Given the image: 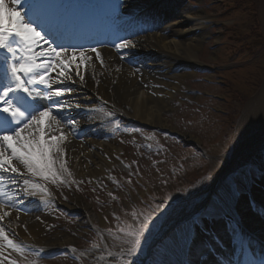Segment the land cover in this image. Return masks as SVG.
<instances>
[{
    "label": "rangeland",
    "instance_id": "1",
    "mask_svg": "<svg viewBox=\"0 0 264 264\" xmlns=\"http://www.w3.org/2000/svg\"><path fill=\"white\" fill-rule=\"evenodd\" d=\"M183 4L190 13L202 14L205 17L207 34L196 57L203 62V68L206 70L200 74L188 75L184 81L188 87L183 86L182 90L174 95L175 98L167 101L170 108L166 107L162 111L163 123L153 125L177 132L181 139L178 138L175 142L162 138L170 150L157 156L152 154L149 159L126 150V156L130 157L133 164L115 162L104 169L102 174L93 177L84 173L80 176L72 171V167H68L71 171L70 177L79 184L90 182L95 188H104L105 192H117L118 201L110 204L105 199L102 201L106 202L105 205L99 204L94 198L99 196L100 190H87L93 201L87 197L70 194V203H82L86 210L84 220L89 227L82 229L81 235L77 229L82 222L80 217L65 226L59 225V217H56V220L53 217L48 219L47 230L45 227L46 236L59 232L72 237V247L83 253L94 250L90 249V246L95 242L99 245L97 252H104L107 246L115 256L120 248L129 245L121 237L105 235L102 228L109 226L117 230V226H121L123 221L131 223L133 209L137 212L147 210L158 203V200L153 198L162 199L160 201L163 202L165 196H170L167 203L171 204L161 210L159 216L162 228L165 229L169 214L177 212L187 202L192 216L200 211L197 207L206 202L207 194L213 197L217 192L218 201L226 204V198H222V195L225 191L229 192L227 184L232 175H236L238 171L240 176L247 164L260 162L264 140L253 150L251 142L247 147L251 150L245 151V159L232 161V168L224 170L231 161L235 148L241 142L252 138L264 119V0H187ZM169 22L171 20L167 23ZM213 68L220 71L211 70ZM189 89L214 97L189 94ZM197 149L205 152L203 159L194 155ZM153 161L157 163L152 164ZM221 171L223 173L219 184L214 189H209V193L206 192L211 186V180ZM116 175L122 180L117 185L112 183ZM239 176H233L234 180H239ZM196 180L197 183L192 184ZM103 182H106L107 186ZM105 197L106 194L103 195V198ZM190 197L193 199L189 201ZM215 200L213 198L210 204L215 203ZM155 218L156 215L153 219ZM90 228L95 230V234ZM169 228L170 226L167 229ZM73 229L79 234H74ZM76 235L81 236L77 238ZM136 257L138 259L137 255ZM168 258L175 259L173 255ZM121 259L129 257L125 255L124 258L113 259L105 253L101 264H120ZM55 260V264H69L65 260ZM90 261L94 263L92 259Z\"/></svg>",
    "mask_w": 264,
    "mask_h": 264
},
{
    "label": "snow or ice",
    "instance_id": "2",
    "mask_svg": "<svg viewBox=\"0 0 264 264\" xmlns=\"http://www.w3.org/2000/svg\"><path fill=\"white\" fill-rule=\"evenodd\" d=\"M36 23L25 11L23 0H0V264L5 261L7 264H21L20 260L4 253L10 250V254L25 256L29 247L10 238L2 224L12 210L17 213L21 210L24 200L19 198L20 194L46 201L52 197L48 185L70 183L65 144L68 136L76 134L79 121L64 113L82 107L70 99L74 89L68 85L76 82L73 70L83 84L85 76L80 69L91 66L93 57L89 53H94L95 59L103 66L101 53L96 48L57 45L37 30ZM115 47L117 50L134 48L136 44L124 39ZM169 199L170 196H165L163 202L140 212L133 209L132 222L117 226L121 238L129 245L126 249L120 248L116 254L121 258L129 257L121 259L120 264H132L130 258L140 249L153 217L164 209ZM192 227L208 231L207 225L201 227L199 221H193ZM107 231L110 235L113 233L111 228ZM98 247L95 242L91 244L92 249ZM70 250L77 252L75 247ZM105 253L115 259L107 246L97 259L104 260Z\"/></svg>",
    "mask_w": 264,
    "mask_h": 264
},
{
    "label": "bare ground",
    "instance_id": "3",
    "mask_svg": "<svg viewBox=\"0 0 264 264\" xmlns=\"http://www.w3.org/2000/svg\"><path fill=\"white\" fill-rule=\"evenodd\" d=\"M181 1L125 0L123 3L120 1L124 16L138 6L148 5L152 2H156V4H153L154 7L164 14L178 13L175 14V17L167 26L159 28L156 32L138 36L133 40L136 44L134 51H138L141 55L149 54V56H146L148 58L145 64L146 66L141 68L137 67L136 72L120 64L115 58L116 56L110 52L104 51L103 55H105L107 62L103 66L89 53L93 57L89 69L95 75L94 80L97 79V84L93 82L88 70H86V73H83L85 76V82L83 84L78 82V78H74L77 84L75 85L76 87L72 86L74 91L70 99L82 105L80 109H76L77 111L85 109L87 107L86 104L91 103L97 96L107 102L105 106L107 105L109 109H115L117 107L128 115V117L138 119L142 123L151 125L158 124L162 121V111L166 107L170 108L167 101L175 98L174 95L178 94L183 86H188L186 83L184 84V81L187 80L188 75H191V73L185 74L180 71L173 72L175 67L178 66L180 68L179 65L181 64H184L188 69L192 68L191 70L202 67L196 54L201 48V43L207 34L205 33V17L202 14L190 13L188 8L183 7L184 4ZM102 8L106 9V4H102ZM105 15L108 16L109 12L106 11ZM101 28L106 30L104 23ZM160 55H162L161 60L158 59ZM164 55L166 59H164ZM168 64L170 66L169 71L165 74H159V68L164 69L162 65ZM158 85L161 87H158ZM74 114L79 115V112H74ZM86 121L85 124H92L89 120ZM96 121L94 119L93 123ZM83 125V121H79L78 127H82ZM97 130L99 129L97 128ZM263 133L264 119L259 125L257 132L252 135V138L250 137L241 142L235 148L231 161L227 163L224 170L232 168V161L236 162L245 159L247 156L245 151L247 149L251 150V148H247L251 142L252 150L258 147L259 142L264 140ZM115 150L116 146L113 142H103L100 139L89 138L87 136L82 137L78 129L74 136L67 137L65 144L67 163L71 164L72 169L80 176L84 172L85 175L91 177L102 174L103 170L113 163L109 160L114 161ZM222 173L221 171L211 180V186L206 192L209 189H214L219 184L222 179ZM255 193L257 194H254V202H259L263 206L264 184H261V186L257 185L255 187ZM258 194L262 195V197H259ZM27 198L36 197H24L25 200H30ZM192 199L190 197L189 201ZM188 204V202L183 204L180 210L169 214L165 221L167 228L171 226L169 224L171 222L177 224L192 216V210L191 208L188 210ZM75 206L79 208V206H82V203L77 201ZM21 207L23 208L25 206ZM242 215L244 223L252 231L264 238V218H261L257 213H251L246 210H244ZM17 216H19V219H17ZM6 223L12 226L11 232L15 234V238H23L21 241L24 245L32 246L33 244H38L48 245L54 248H64L70 247L74 242V238L59 232L52 236H46L44 229L48 224V219L43 213L26 215L12 210L10 217L3 221V224L6 225ZM167 228L165 229L163 227L162 234L167 231ZM73 232L76 231L73 230ZM210 260L213 262L212 259ZM210 260L200 263L195 259V264H213Z\"/></svg>",
    "mask_w": 264,
    "mask_h": 264
}]
</instances>
